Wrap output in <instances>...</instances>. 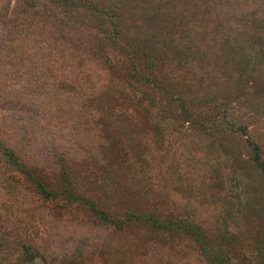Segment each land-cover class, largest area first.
Segmentation results:
<instances>
[{"label":"rangeland","instance_id":"1","mask_svg":"<svg viewBox=\"0 0 264 264\" xmlns=\"http://www.w3.org/2000/svg\"><path fill=\"white\" fill-rule=\"evenodd\" d=\"M37 1L59 15L51 32L11 29L15 0H0V47L19 51L5 59L0 131L60 195L45 198L0 156V264L21 240L34 250L22 264H211L146 216L192 222L228 264H258L264 221L249 196L264 180L250 143L264 160V0H122L128 37L150 58L157 47L163 86L189 100V120L128 81L95 23Z\"/></svg>","mask_w":264,"mask_h":264},{"label":"trees","instance_id":"2","mask_svg":"<svg viewBox=\"0 0 264 264\" xmlns=\"http://www.w3.org/2000/svg\"><path fill=\"white\" fill-rule=\"evenodd\" d=\"M52 2H55L61 9L81 13L84 17H87V20L95 23L105 40L110 43L111 47L120 53L122 60H124L122 66L125 68V75L129 82L135 81V83H139L143 87L159 89L160 91H158V93L165 98L170 107L176 109V107L179 106L178 111L181 116L186 120L192 119V114L187 107L189 100L187 98H183L179 94H173L174 92L171 90V87L165 88L163 86L161 77L162 70L159 67V65H162L163 62L160 59L161 56L157 47L153 51L154 57L150 58L146 52L141 50L139 44H133L128 37V29L122 21L120 16L121 12L119 11V6L123 5L122 0H100L97 2L93 0H52ZM0 8H2L1 5ZM4 9V21H6L9 16L8 23L10 28L23 33L27 32V30L31 29V27H34V25H40L41 29L51 32L57 25L54 24L57 18L60 21L57 12H52L47 9L45 6L38 3L37 0H15L12 10H10V2L5 4ZM0 14L1 23L2 12ZM45 40L40 41V46L44 47ZM16 45L17 44L12 41V44L11 42H4L0 47V103H2V100L7 99L6 93L8 92L4 88L8 81L13 77L12 73L7 74L9 71L8 69L12 71V68L11 66L8 67L5 59H7L6 56L9 55L14 56V58L18 55L19 51L18 48L15 47ZM40 69L39 75H42V77L44 73L46 75L49 71V68L47 67H42ZM30 84L31 82L28 83L29 88L31 87ZM250 144L252 145L250 151V162L256 167V171L260 178L264 180V160L260 148L254 143ZM0 156L8 165L13 166L16 170H18V172L27 176L31 183L35 185L36 190L45 198H56L60 195L58 193L48 191L41 181L33 177L31 171L24 167L23 161L18 153L3 141L1 131ZM67 194V198L73 196L70 190H68ZM249 198L251 200L250 204H253L252 211H254V214L257 216H262L264 221V189L260 190L259 186L258 188L255 187L254 189H251ZM90 207L94 209L95 204L91 203ZM96 212L101 214L103 213L100 211ZM146 217L147 223L156 231H160L161 233L180 232L187 234L197 246L199 253L211 264H228V262L224 261L217 255L218 253L213 251L212 242L207 236V233L200 226L192 222H181L175 219L159 220L153 216ZM262 230V242L257 249L258 256L256 255L258 264H264V222ZM33 251V246L31 244L25 242L24 240L18 241L15 247L10 249L6 254L9 257L8 259L6 257V261H8L7 264H22L25 260L34 256ZM4 264L6 263L4 262Z\"/></svg>","mask_w":264,"mask_h":264}]
</instances>
